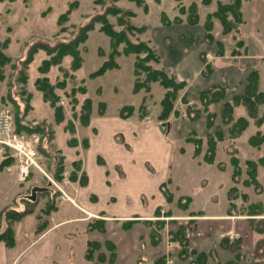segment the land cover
Here are the masks:
<instances>
[{
    "label": "rangeland",
    "instance_id": "rangeland-1",
    "mask_svg": "<svg viewBox=\"0 0 264 264\" xmlns=\"http://www.w3.org/2000/svg\"><path fill=\"white\" fill-rule=\"evenodd\" d=\"M245 1H241V18ZM231 2L0 0V109L8 107L11 110L15 126L38 127L32 132L20 128V132L37 137L38 166H34L24 180L19 179L14 171L22 184L18 194L27 193L21 199L22 204L25 203V214L40 211L49 217V213H56L54 210L61 208L60 203L63 202L69 203L65 204L67 209H72L71 204L85 216L86 219L79 221L82 224H77L72 232L80 243L88 237L89 231H94L93 238H86L84 243L86 264L114 263V245L109 239H104L108 221L111 228L119 222L118 226L124 231H132L134 224L139 222L141 225L137 227H146L153 245L163 240L170 249L179 247L177 251L181 257L182 252H188V239L193 235L198 216L204 213L191 211L190 206L200 205L205 197H227L229 214L248 216L251 229L258 233L251 255L255 259L254 264H264V240L261 245L258 243L264 237L258 231V228L264 229V90L259 86L260 72L264 69L252 70L251 77L256 78L257 92L263 95L256 100L263 101L256 103L251 95L254 99L251 105L236 103L230 107L229 113L223 109V101L245 91L248 75L238 91L228 89L230 82L217 85L224 98L213 101L214 92L220 96L222 91L215 90L203 97L199 95L202 91L200 86L205 83L203 76L209 74L207 67L206 72L190 74L189 77H184L187 74L182 75L176 69L181 62L176 59L178 50L174 48L175 44L180 49V45L204 43L206 50L212 53L204 56L205 50H202L197 63L218 55L224 56L231 64L235 55L245 52L241 50L243 41L233 40L235 34L232 35L233 31H239L242 23L236 26V30L225 32L222 22L214 16L220 5L225 7ZM201 17H204L202 25L196 26ZM231 19L227 13V20ZM105 23L120 34L121 41L110 39L102 30ZM205 24H210L209 28H205ZM181 27L192 30L198 27L199 32L194 31L191 38H185V29L182 34L178 33ZM197 33H200L199 42ZM224 47H227L225 53ZM64 48L76 49V68L69 53L57 58ZM51 61L57 63L49 64ZM155 69L164 71L174 86H182L167 89L158 80H151L147 73ZM262 75L264 84V73ZM167 92L176 95L171 105L161 103ZM249 110L254 111V115ZM107 112L118 114L126 124L134 121L143 130L142 134L151 132L148 137L152 141L157 142L156 134L166 136L173 146L172 156L176 164L188 167L182 170L189 173L182 185L189 194L174 191V181L169 173L167 182L160 187L167 204L157 208L155 217L142 220L90 218L89 214L102 215L85 210L77 201L78 192L86 183L83 170L85 155L82 152L88 146L92 117L100 119ZM239 118L246 120L244 125ZM91 129L96 133V128ZM117 138L120 139L119 136ZM124 144L129 148L126 142ZM154 147L152 151L146 147L143 153H137L148 161L144 164L150 169L151 164L154 166L150 157L156 156V150H162L158 143ZM12 155L8 147L0 145V162L10 160L5 168L17 163ZM95 161L98 164L104 162L99 155ZM33 185L47 187L45 192H36V197H41L39 200L27 197ZM193 197L196 198L194 202ZM15 202L18 201H12V204ZM14 211H11L13 215L4 212L0 221V235L4 237L8 228L13 238L12 225L21 219ZM62 213L63 210L61 216L64 215ZM41 214L37 225L45 227L50 219L46 216L45 220ZM185 241L186 247L183 246ZM77 252H80L79 248L71 257H78L77 264H82ZM166 259L165 255L157 257L154 264H171L172 259ZM148 260V256L140 255L137 264H146Z\"/></svg>",
    "mask_w": 264,
    "mask_h": 264
},
{
    "label": "crops",
    "instance_id": "crops-1",
    "mask_svg": "<svg viewBox=\"0 0 264 264\" xmlns=\"http://www.w3.org/2000/svg\"><path fill=\"white\" fill-rule=\"evenodd\" d=\"M241 11L243 22L238 27L239 31H233L232 35L235 34L233 40L238 38L243 41L241 50L244 49L245 52L235 55L231 64L224 56L218 55L197 63L198 55L202 50H205L204 56L206 53H212L206 50L207 46L204 43L202 45L194 43L193 46L180 45V49H177L176 44L175 47L173 46L178 50V53H175L176 59L181 62L176 69L182 75L187 74L184 77H189L190 74H202L208 68L209 74L203 76L205 83H202L200 90L214 83L223 85L230 82L228 89L238 91L243 87L250 71L264 69V0H247L242 5ZM203 21L204 17L199 18L196 26L202 25ZM216 24L217 22L214 26ZM184 29L185 38H191L194 31L199 32L198 27L194 30L181 27V32H177L182 34ZM197 34L199 35L195 36L199 42L200 33ZM229 43L232 44V39ZM230 47L231 45L228 48ZM226 50L227 47H224V53ZM262 73L264 71L260 72L259 86L264 90ZM180 79L185 78L180 77ZM92 118L94 119L91 120L88 129V146L82 152V155H85L83 170L86 183L80 188L77 198L85 210L102 215L89 214L90 218L142 220L155 217L157 208L167 204L160 187L167 182L169 173L172 174L170 177L174 181V191L189 194L188 191H184L182 185L183 179L189 174L182 170H187L188 167L182 168L180 163L176 164L172 156L173 146L166 136L156 134L157 142L152 141L148 137L151 132H148V135L142 134L143 130L133 123L134 121L126 124L122 117L112 112L104 113L99 117L100 119ZM92 127L97 129L96 133L92 131ZM123 141L129 145V148ZM155 143H158L162 150L161 152L156 150L154 153L156 156L150 157L154 164V166L151 164L150 169L144 164L148 161H144L145 159L139 157L137 153H143L142 150L146 147L147 150L152 151L156 148ZM97 155L103 159V164L95 161ZM5 167L0 168V221L4 218V212L8 210L24 211L25 203L23 205L21 199L27 194H18L22 184L19 183L14 170ZM178 170H181V173H178ZM12 186L15 188L11 189ZM39 198L36 197L37 200ZM15 200L18 202L14 205L12 201ZM201 202L200 205L190 206L191 211L204 213L198 216L199 219L193 227V235L188 239V252H182L181 257L178 256L179 247L174 246L170 249L163 244V240L153 245L147 235L146 227H137L141 225L139 222L134 224L132 231H124L118 226L119 222L114 224V228L118 227L116 230L108 226L110 223L108 221L104 239H109L114 245L113 264H137L138 257L143 254L149 257L146 264H154V259L162 255L167 257V261L172 259L171 264H254L255 259L251 254L258 233L251 229L248 216L229 214L227 197H205ZM65 204L69 203H60L61 208L54 210L56 213L50 212L49 217L48 214H41L40 211L31 212L24 214L15 222L12 225L13 241L10 244L0 241V264H77L78 257L71 256L78 248L80 252L75 254L81 258L82 264H86L83 258L84 243L86 238H93L94 231H89L88 237L82 239V242L76 241L78 236H75L72 230L77 228V224H82L79 222L81 219L86 218L71 204L69 206L72 209H67ZM81 206L79 207L83 210ZM62 210L63 216H61ZM39 214L43 215L45 220L46 216L50 219L47 220V226L37 225ZM105 253L108 254V251Z\"/></svg>",
    "mask_w": 264,
    "mask_h": 264
},
{
    "label": "trees",
    "instance_id": "trees-1",
    "mask_svg": "<svg viewBox=\"0 0 264 264\" xmlns=\"http://www.w3.org/2000/svg\"><path fill=\"white\" fill-rule=\"evenodd\" d=\"M241 1H243V0H232V2L230 3V5H226L225 7L224 6L222 7L220 5L218 7L217 13L214 14V16L216 18H218L220 20V22H222V25L224 26V31L225 32H227V31L229 32L231 30H236L237 29L236 26L239 23H242L243 22V19L241 18V12H240ZM227 13L230 14V16L232 18L231 20H227ZM208 25H210V24H208ZM208 25L205 24V26H206L205 28H207V27L209 28ZM102 30H104L110 36V39H115L117 42L122 40L120 38V34H118L112 28L108 27V24L105 23ZM66 53H69L72 56V59H73V67L76 68L78 66V57H77L76 49H74V48H66L65 49L64 48V49H62V51L60 52V54H58L60 56H58L57 58L63 56ZM55 63H57V62L51 61V63H49V64H55ZM153 73L155 74V76H152ZM252 73L253 72L251 71V73L248 74V82H247V85H246V89H245V91L241 95L234 96L231 100H224L223 101V109H225L226 111L228 110V113H229L230 107H232L236 103H238V104L239 103H244L247 106L248 104L251 105V103L253 102L254 99H255L256 103H259V102L263 101V100H260V101H257L256 100V98L263 97V95H261L260 92H257V88H256V84H255L256 83V81H255L256 78H254V79L251 78L253 76ZM147 74L152 77L151 80H158L167 89H168V87H170L171 89H173L174 87L180 88L182 86V84H179L177 86H174L173 83H172V80L170 78H168L167 75H166V73L164 71H162V70H157V69L150 70V71H148ZM177 88H175V90ZM215 90L216 91H218V90L222 91V89L219 86L212 85V86H210V87H208L206 89H203L200 92L199 95H201V97H203V95L209 94V93H211L212 91H215ZM222 95H223V91H222V94L220 96H217V92H216V94L214 92V96H213L214 99H212V100L213 101L222 100L224 98V97L222 98ZM251 95L254 97V99H253V97ZM175 96H176L175 93H169V92H167L165 99H162V102L161 103H167V105H171L172 104V100L175 98ZM167 112H168V108H167ZM128 113L130 114L131 112H128ZM249 113L251 115H254V111L249 110ZM239 122L244 125V123L246 122V120L244 118H241V119L239 118ZM20 128H24V129H26L29 132L37 131L38 130V127L37 128H31V127H27L24 124L23 125L16 126V129L19 132H20ZM212 149H214V147H212ZM9 161L10 160L1 161L0 162V168H2L3 166H7V164L9 163ZM11 211H14V210L11 209ZM11 211L8 210L7 212L12 213ZM15 213H19V215L22 217L26 212L25 211H22V212H18L17 211ZM42 213H44V212H42ZM13 214L14 213H12V215ZM17 219H19V218H17ZM263 221L261 220L260 222L262 223ZM258 231H261L264 234V229L258 228ZM5 233H6V237H4L3 235H0V240H4L6 243L10 244L13 241L12 232H11V230H9L7 228L5 230V232H4V234ZM263 238L259 240V242H258L259 244L263 242V240H264ZM259 244H257V245H259ZM185 245L187 246L186 241L184 242L183 246H185Z\"/></svg>",
    "mask_w": 264,
    "mask_h": 264
},
{
    "label": "built area",
    "instance_id": "built-area-1",
    "mask_svg": "<svg viewBox=\"0 0 264 264\" xmlns=\"http://www.w3.org/2000/svg\"><path fill=\"white\" fill-rule=\"evenodd\" d=\"M0 145L12 151L17 163L7 169L18 173L19 179L24 180L34 166H38L37 137L16 130L13 113L8 107L0 109Z\"/></svg>",
    "mask_w": 264,
    "mask_h": 264
},
{
    "label": "water",
    "instance_id": "water-1",
    "mask_svg": "<svg viewBox=\"0 0 264 264\" xmlns=\"http://www.w3.org/2000/svg\"><path fill=\"white\" fill-rule=\"evenodd\" d=\"M46 189H47L46 186L33 185V187L31 188L30 195H28V198L31 200H34L36 198V192L37 191H44Z\"/></svg>",
    "mask_w": 264,
    "mask_h": 264
}]
</instances>
